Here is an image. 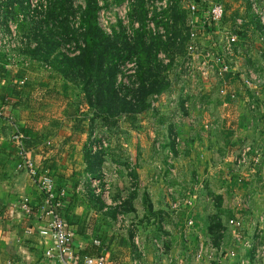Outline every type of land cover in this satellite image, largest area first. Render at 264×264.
I'll return each mask as SVG.
<instances>
[{
	"label": "rangeland",
	"instance_id": "374dc122",
	"mask_svg": "<svg viewBox=\"0 0 264 264\" xmlns=\"http://www.w3.org/2000/svg\"><path fill=\"white\" fill-rule=\"evenodd\" d=\"M15 1L20 7L21 0ZM168 2L176 4L177 13L165 11ZM7 3L0 0L2 28L7 31L13 21L20 38L38 50L26 46L12 55L51 53L46 62L53 68L61 60L74 62L52 47L69 33L82 43L79 23L87 0H24L25 8L11 11L6 22ZM136 3L97 0L98 23L111 38L105 69L127 55L140 61ZM27 6H34L33 14ZM146 10L147 37L161 67L157 81L164 89L143 101L118 98L111 123H99L91 135L95 143H106L97 151L104 167L100 191L116 201L120 215L128 213V231L164 234L184 228L191 264H264V0H147ZM22 67L24 79L28 67ZM138 71L139 62L136 76L127 75L128 84L120 85L122 94L137 87ZM118 74L117 80L124 79ZM77 75L76 82L88 79L91 94L96 92L101 75ZM78 90L67 98H84L81 86ZM59 96L43 106L60 111ZM104 97L109 100V92ZM157 196L169 201V212L185 201L190 227L182 222L172 227L163 218L152 223L149 200ZM110 218L117 232L119 218Z\"/></svg>",
	"mask_w": 264,
	"mask_h": 264
},
{
	"label": "crops",
	"instance_id": "0c3cea01",
	"mask_svg": "<svg viewBox=\"0 0 264 264\" xmlns=\"http://www.w3.org/2000/svg\"><path fill=\"white\" fill-rule=\"evenodd\" d=\"M1 50L0 106L5 119L0 124V264H60L47 253L52 247L51 237L27 232L29 226L38 229L47 224V218L39 216L45 196L37 179L28 172V163L39 174L51 173L57 189L65 191L64 216L75 230L72 264L102 254L108 257V264L110 258V263L115 264H191L190 239L188 235L185 239L184 228L164 234L128 231V213L120 215L115 209L116 201L99 196L92 189L87 179L90 173L85 171V152L90 139L96 140L91 135L97 133L98 124L103 121L93 117V107L85 98H67L75 88L80 93L81 84L68 76L62 66L46 67V59L33 52L12 57ZM24 62L28 73L27 81L22 82ZM58 94L63 99L60 111L43 106ZM149 203L152 223L163 218L172 227L180 222L190 227L191 214L185 201L177 203L179 209L175 213L167 210L170 203L163 197H150ZM25 204L29 205V212ZM110 214L119 218L117 232L111 229ZM170 234H178L180 239Z\"/></svg>",
	"mask_w": 264,
	"mask_h": 264
},
{
	"label": "trees",
	"instance_id": "16d2710c",
	"mask_svg": "<svg viewBox=\"0 0 264 264\" xmlns=\"http://www.w3.org/2000/svg\"><path fill=\"white\" fill-rule=\"evenodd\" d=\"M6 1L8 3L4 6V8H6L5 20L8 18V15L11 13V11L17 12V10L25 8L24 0H21L20 7L19 5H17L18 3L15 0ZM146 2L147 0H137V3L133 9L134 15L136 17V19L134 18L133 20H136L139 23V28H137L136 36V51L140 53L141 56L140 61H138L139 71L137 74V79L136 82H133V84L137 87L133 88V85L130 87L128 86L126 89L129 90H127L125 94L121 93V89L122 86H125L126 84L123 82H121L120 84V81L117 80L119 75L118 72H120L121 63H123L126 59L130 58L131 55L123 57L121 61H118L113 65L108 66L107 69L104 68V64L106 62L105 54H107V43L111 38L108 36V34L106 35V33L101 30V27L98 23L97 0H87L86 9L80 17L79 27L83 35V39L81 41L82 43H80L77 39L73 38L72 33L66 34L67 39L65 40L58 39L55 43H53L54 40L52 41V49H57L59 51V54H57V56H63L68 59L74 58V62L72 64L64 60L55 63V66L56 64L58 67L62 66L68 76L77 81V73H79V75L82 74V76L88 75L89 77L94 75L95 73L101 75L96 81V92L92 94L91 90L94 89H91V85H89L90 82L88 79H81V81L78 82H80L81 84L85 100L93 107V111L96 113H93V117H101V121H103L104 123H111L110 111L114 108L115 105L118 104V98H122L127 103H132L133 101H137L138 99L143 101L147 100L150 95L154 93H160L164 89V86H160L157 81V76L160 71L159 73H156V69L161 67L160 64L157 62L156 58H154L155 43L153 41L148 40L149 38L147 37L148 33H151V31L147 28L149 19L147 17L148 11L146 10ZM172 9L175 10L174 12L176 13L179 10V8L176 7V4L172 5L171 2H168L165 11L167 12ZM168 18L169 17H166V19ZM162 20L160 19L158 22H161ZM74 40L76 42V47H78L79 49V53L74 56H69L65 53H62L61 46L66 45L70 42H74ZM34 48L36 49V46ZM34 48L30 46V49ZM36 51L38 50H35V52ZM50 54L51 53H46L44 57L42 56L41 58L46 59L44 61H47L51 57ZM108 92L110 95L109 100L108 98L104 97L105 94H107ZM129 94L131 97L128 96ZM90 146H87L88 150H86L85 152V161L87 164L85 171H88L90 173L87 179L90 185H92L89 181V177L95 176L98 179L100 178V170H103L102 168L100 169L101 163L103 161V154L101 152H93L92 144ZM99 183L98 188L101 190V183ZM91 187L97 195L100 196L102 194V192L98 191L93 185ZM64 200L66 201V198H64ZM64 215L65 213L63 214V216ZM64 217L68 222L66 216Z\"/></svg>",
	"mask_w": 264,
	"mask_h": 264
},
{
	"label": "built area",
	"instance_id": "2783aa9c",
	"mask_svg": "<svg viewBox=\"0 0 264 264\" xmlns=\"http://www.w3.org/2000/svg\"><path fill=\"white\" fill-rule=\"evenodd\" d=\"M31 1V0H30ZM165 5V4H164ZM35 6V5H34ZM34 6L28 7L29 12L33 14ZM221 10V9H220ZM8 30L2 28L0 24V48L12 55L16 50H19L26 46H31L32 48L35 47L34 43H31L28 39L20 38L18 31L16 29V24H13V21H8ZM61 52L65 53L69 56H74L79 53L78 47H76L75 42H70L66 45L61 46ZM16 55H12L15 57ZM27 64V62H24ZM46 67L50 68L48 63L45 64ZM138 69V61L135 57H130L126 59L120 65V74H124V79L119 76L120 82L128 84V81L125 80L127 75L135 76ZM25 78L22 79V82L25 81ZM5 119V113L2 107L0 106V124ZM17 137V136H15ZM1 138V134H0ZM106 146V143L102 141V143H95L92 142V151L97 152L102 146ZM28 172L32 174L34 178L37 179V183L41 191L43 192L45 199L44 205L40 210V217L47 218V224L42 226L38 229H34L33 227L29 226L27 228V232L29 234L38 233L40 236L43 237H51L52 239V247L47 253L50 256L57 258V261L60 264H72V257L75 253V230L73 227L66 221L64 214V207H65V191L58 190L53 180L52 175L49 172L44 171L43 173L39 174L36 172L35 167L32 163L27 164ZM89 181L91 184L96 187L98 191V178L95 176H90ZM24 208L29 212L30 207L29 205L25 204ZM56 251V253H52L51 251ZM107 256L105 254L96 256V257H86L83 259L81 264H108Z\"/></svg>",
	"mask_w": 264,
	"mask_h": 264
}]
</instances>
